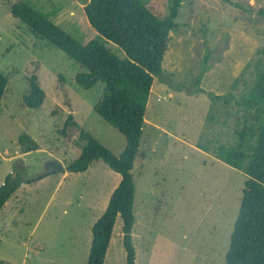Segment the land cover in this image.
<instances>
[{
    "label": "rangeland",
    "instance_id": "obj_1",
    "mask_svg": "<svg viewBox=\"0 0 264 264\" xmlns=\"http://www.w3.org/2000/svg\"><path fill=\"white\" fill-rule=\"evenodd\" d=\"M19 1L0 0V72L8 78L0 100V185L9 173L47 176L20 184L0 211V259L86 264L93 225L121 176L102 159L83 172L63 170L78 157L82 136H95L117 156L126 138L96 111L105 83L80 86V64L12 14ZM23 1L84 43L98 36L84 13L89 0ZM169 1L146 0L161 17ZM176 21L163 60L167 82L155 79L132 169L136 263L226 264L247 175L199 147L232 141L233 126H209V96L189 91L196 89L207 53L210 69L200 86L224 94L264 49V0H183ZM106 46L123 56L114 43ZM32 75L46 93L39 109L23 101ZM69 115L78 129L71 141L60 134ZM22 134L35 139L37 148L25 151ZM52 164L62 169L45 173ZM122 226L118 217L104 264H127L121 232L115 234Z\"/></svg>",
    "mask_w": 264,
    "mask_h": 264
},
{
    "label": "trees",
    "instance_id": "obj_2",
    "mask_svg": "<svg viewBox=\"0 0 264 264\" xmlns=\"http://www.w3.org/2000/svg\"><path fill=\"white\" fill-rule=\"evenodd\" d=\"M183 0H170L169 12L161 17L143 0H89L84 13L98 36L87 43L64 30L50 15L28 1L12 5L11 12L32 31L53 46L64 51L83 68L76 82L85 89L98 81L105 83V92L96 107L98 114L126 138V147L119 155L112 153L95 136H82L78 157L64 171L83 172L92 162L102 159L121 176L107 207L92 228V243L86 264H104L118 217L123 220V245L127 264L136 263L133 229L136 223L134 200L136 183L132 174L139 153L149 96L155 79L166 81L163 68L169 34L179 23ZM112 42L123 52L114 53L106 46ZM206 54L195 80L196 89L190 94L206 93L211 101L207 124L233 126L234 139L215 145L199 143V147L230 166L244 172L243 196L226 253V264H264V49L247 62L224 94L206 91L200 86L210 69ZM8 78L0 72V100ZM46 93L38 77H30V89L23 95L24 104L41 108ZM78 132L73 116L69 115L60 134L71 141ZM25 151L37 148L28 134L20 136ZM52 171L49 174H55ZM48 174V175H49ZM47 176L38 174L21 178L9 173L0 185V211L22 183H35ZM0 264H10L0 259Z\"/></svg>",
    "mask_w": 264,
    "mask_h": 264
},
{
    "label": "crops",
    "instance_id": "obj_3",
    "mask_svg": "<svg viewBox=\"0 0 264 264\" xmlns=\"http://www.w3.org/2000/svg\"><path fill=\"white\" fill-rule=\"evenodd\" d=\"M50 175H52V174H50ZM49 176V175H48ZM45 178V177H44ZM44 178H42L41 180H43ZM40 181V180H39ZM119 184V183H118ZM7 203V202H6ZM6 205V204H5ZM117 222V221H116ZM116 225V224H115ZM115 228V227H114ZM114 231V230H113ZM120 232H121V235H122V238H123V226H122V230L120 231H118L117 233H115L116 234V236H118V234H120ZM114 234V235H115ZM113 236V235H112ZM112 239V238H111ZM113 239H114V237H113ZM111 242H113V240L112 241H110V243ZM110 251V245H109V248H108V251H107V255H106V257L108 256V252ZM106 260V259H105Z\"/></svg>",
    "mask_w": 264,
    "mask_h": 264
},
{
    "label": "water",
    "instance_id": "obj_4",
    "mask_svg": "<svg viewBox=\"0 0 264 264\" xmlns=\"http://www.w3.org/2000/svg\"><path fill=\"white\" fill-rule=\"evenodd\" d=\"M52 163H54V162H52ZM61 169H62V166H56L55 167V164H52L51 167L45 171V173H49L52 170H61Z\"/></svg>",
    "mask_w": 264,
    "mask_h": 264
}]
</instances>
